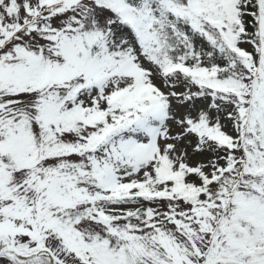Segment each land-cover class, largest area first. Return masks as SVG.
<instances>
[{
  "label": "snow or ice",
  "instance_id": "obj_1",
  "mask_svg": "<svg viewBox=\"0 0 264 264\" xmlns=\"http://www.w3.org/2000/svg\"><path fill=\"white\" fill-rule=\"evenodd\" d=\"M0 264H264V0H0Z\"/></svg>",
  "mask_w": 264,
  "mask_h": 264
}]
</instances>
